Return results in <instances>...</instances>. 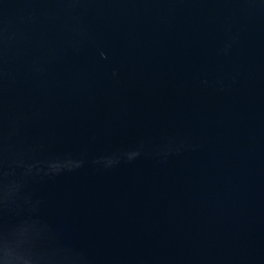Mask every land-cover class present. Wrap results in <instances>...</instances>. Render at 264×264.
Wrapping results in <instances>:
<instances>
[{"label":"water","instance_id":"water-1","mask_svg":"<svg viewBox=\"0 0 264 264\" xmlns=\"http://www.w3.org/2000/svg\"><path fill=\"white\" fill-rule=\"evenodd\" d=\"M6 264H264V0H0Z\"/></svg>","mask_w":264,"mask_h":264},{"label":"snow or ice","instance_id":"snow-or-ice-1","mask_svg":"<svg viewBox=\"0 0 264 264\" xmlns=\"http://www.w3.org/2000/svg\"><path fill=\"white\" fill-rule=\"evenodd\" d=\"M2 248H3V242L2 240H0V264H6V259L5 256L3 255Z\"/></svg>","mask_w":264,"mask_h":264}]
</instances>
